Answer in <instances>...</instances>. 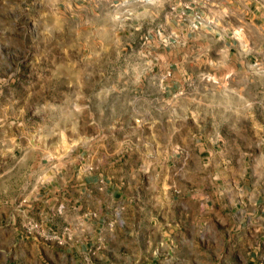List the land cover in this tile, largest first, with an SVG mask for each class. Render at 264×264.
<instances>
[{"label": "crops", "instance_id": "1", "mask_svg": "<svg viewBox=\"0 0 264 264\" xmlns=\"http://www.w3.org/2000/svg\"><path fill=\"white\" fill-rule=\"evenodd\" d=\"M67 11L71 33L84 32V43L63 56L71 109L89 110V98L78 97L91 96L117 112L105 125L118 132L96 141L80 135L69 187L47 202L85 225L103 203L117 205L121 220L109 233H119L127 256H154L151 242L178 233L198 240L185 257L230 255L237 264L241 248H212L264 232V72L253 66L264 67V0H69ZM195 15L204 22L191 29ZM89 43L100 53L79 54ZM4 131L0 203L30 202L27 182L9 192L27 153L15 156L19 137ZM211 227L214 237L194 239Z\"/></svg>", "mask_w": 264, "mask_h": 264}, {"label": "rangeland", "instance_id": "2", "mask_svg": "<svg viewBox=\"0 0 264 264\" xmlns=\"http://www.w3.org/2000/svg\"><path fill=\"white\" fill-rule=\"evenodd\" d=\"M68 2L0 0V132L12 128L20 139L15 140V156L27 153V164L20 162L17 166L9 192H17V186L25 182L30 188V202L0 203V264H231L230 255L185 257L192 246L198 250L196 238L212 227L195 234L193 245L184 234L177 233L172 240L151 242L157 250L154 256H134L131 251L127 256L126 251L118 249L122 245L117 240L119 233L113 239L109 233L119 227L117 205L104 207L103 203L102 209L93 210L85 225L73 217V212L63 214L53 202H47L59 198L61 189L69 187L80 135L88 133L96 141L100 135L118 132L117 127L105 125L117 112L103 110L91 96L78 97L84 103L89 98V110L71 109L76 96L65 87L70 72L64 69L69 63L63 56L84 43V32L71 33ZM91 43L79 54L100 53ZM182 113L175 111V115ZM92 115L95 124L87 125L86 118ZM160 130L159 137L165 141L166 135ZM96 154L101 157V152ZM82 155L85 157V151ZM95 163L103 171L102 160ZM55 168H60L56 174ZM255 224L251 218L249 232ZM223 244L243 250L237 264H264V232L258 237L249 233V241L241 246L234 241H216L212 249L216 252ZM142 248H146V242Z\"/></svg>", "mask_w": 264, "mask_h": 264}, {"label": "built area", "instance_id": "3", "mask_svg": "<svg viewBox=\"0 0 264 264\" xmlns=\"http://www.w3.org/2000/svg\"><path fill=\"white\" fill-rule=\"evenodd\" d=\"M203 22H204V19L201 18V16L195 15L193 17V19L190 21L189 26H190L191 29H197V28H199L200 25L203 24ZM253 66H254L255 69H259V70L264 72V67L260 68L259 64L254 63Z\"/></svg>", "mask_w": 264, "mask_h": 264}]
</instances>
